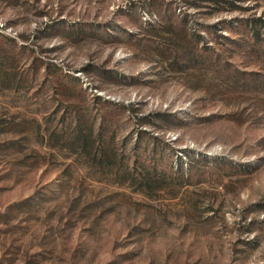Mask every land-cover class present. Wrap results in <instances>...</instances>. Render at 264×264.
Returning a JSON list of instances; mask_svg holds the SVG:
<instances>
[{
	"label": "rangeland",
	"instance_id": "rangeland-1",
	"mask_svg": "<svg viewBox=\"0 0 264 264\" xmlns=\"http://www.w3.org/2000/svg\"><path fill=\"white\" fill-rule=\"evenodd\" d=\"M0 264H264V0H0Z\"/></svg>",
	"mask_w": 264,
	"mask_h": 264
}]
</instances>
